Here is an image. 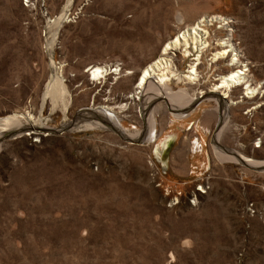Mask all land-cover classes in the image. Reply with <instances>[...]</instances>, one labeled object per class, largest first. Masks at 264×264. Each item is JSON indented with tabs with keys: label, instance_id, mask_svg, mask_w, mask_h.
<instances>
[{
	"label": "rangeland",
	"instance_id": "rangeland-1",
	"mask_svg": "<svg viewBox=\"0 0 264 264\" xmlns=\"http://www.w3.org/2000/svg\"><path fill=\"white\" fill-rule=\"evenodd\" d=\"M218 15L250 73L264 82V0H0V120L29 111L51 129L3 142L0 264H264V167L218 160L213 144L223 119L214 103L199 100L174 119L186 106L167 95V84L151 83L161 97L142 116V101L128 97L168 40ZM207 26L201 84L169 81L172 89L207 90L230 70L227 60L211 59L229 30L217 20ZM150 29L152 41L140 47ZM169 54L180 71L192 62L180 51ZM93 64L120 71L95 79ZM57 70L71 95L70 123L92 118L84 110L111 105L128 131L147 132L152 115L156 140H131L103 119L93 128L63 129V111H51L45 96ZM234 90L233 97L241 95ZM262 90L229 107L222 148L264 159ZM172 134L164 172L153 149Z\"/></svg>",
	"mask_w": 264,
	"mask_h": 264
},
{
	"label": "bare ground",
	"instance_id": "bare-ground-1",
	"mask_svg": "<svg viewBox=\"0 0 264 264\" xmlns=\"http://www.w3.org/2000/svg\"><path fill=\"white\" fill-rule=\"evenodd\" d=\"M71 1L72 0H68V3L70 4ZM213 20L222 22L223 26H225L229 32L226 38H219L217 40L219 49L213 52L211 59L214 61V63L219 62L221 59L227 60L230 70L219 74L217 77V83H213L207 90L197 88L196 91L190 93L188 89L189 87H180L177 90L172 89L171 86L168 85L169 81H175V83L183 82L185 84L194 85L201 84L202 80L198 68L201 63L204 51H206L210 46V30L207 25L211 24ZM204 21L206 23H204ZM156 28L157 26L155 28L153 27L154 30ZM229 28L231 27L227 23V19L221 15L214 16L210 19H207V17L203 16L202 20H199L197 23L187 25L183 30L175 34L162 46L160 54L155 59L141 68L134 83V89L128 93V97L133 100L142 101L143 106L139 107L138 109V115L142 116V112H144L145 108L147 111H151V108H153L151 104L157 98L161 97L160 92L156 89L157 87H152L151 83L153 81H157L167 84V95L169 94L172 96L171 99L175 101V104H184L186 106L185 108L179 107L176 109L181 111L174 112V119H180L182 117L185 118V116H188L192 112V110H189V107L199 100L204 99L208 102H213L214 107L211 109L217 112L218 116L222 117L223 119L221 128L216 134L217 137L215 138V144H213L215 155L218 160H231L243 163L250 168L261 169L264 167V159L247 157L245 154H242L236 150H226L222 148L219 143L223 138V134L231 128L229 123V107L232 105H239L243 103L245 99H254L258 94L262 93V88L264 87V82L255 80L253 75L250 73L249 63L247 59L244 60L242 58L243 54H241L240 50L236 47L232 38L231 29ZM140 37V47L142 45H149L153 38V32L150 29V31L143 32L142 36ZM171 51H180L184 54L183 57L192 60L185 72L178 69L176 64L177 62L175 63L173 56L169 54ZM88 71L93 78L99 79L105 78L108 73L119 74L120 70L117 65L108 66L106 64H93L88 68ZM55 73L56 74L50 79L46 86L45 96L49 97L51 100V111H54L56 108H60L63 111V129L72 130L83 127H86V129L93 128L95 126L102 125L98 119H103L106 126H109L111 129H114L122 135H125V137L128 136L131 140H138L141 142H154L156 140L157 133L155 132V120L153 119L152 115L149 116V129L147 128V132L137 129L128 131L120 123L118 116L113 111L114 107L111 105H98L89 108V110H84V112L91 115L92 118H89L86 122L78 120L77 122L73 121L70 123V119H68L66 112L69 108L71 95L62 79V75H59L61 72L58 74L57 70ZM128 73L133 74L134 71H129ZM234 89L241 90V95H237L238 97L236 96V98L233 97ZM126 107L127 102L119 105V108L121 109H125ZM253 108L254 107H252V109ZM42 128L51 130L50 126L48 125V120L42 118L41 115L36 117L29 111L26 113H12L11 115L0 120V150L4 141L19 137L21 136V133L24 134L26 131L35 132L36 130H41ZM7 133L11 136V138L4 139L6 138L5 136ZM175 138L176 136L174 134L168 135L158 142L154 147V153L164 164V168L168 158L169 148L172 146ZM185 141L187 143L188 152H191L190 146L192 145V141L188 138H186ZM194 145L200 150L203 144H201L199 139H197ZM220 151L231 156H225ZM202 187L203 186H199L198 190H202Z\"/></svg>",
	"mask_w": 264,
	"mask_h": 264
},
{
	"label": "flooded vegetation",
	"instance_id": "flooded-vegetation-1",
	"mask_svg": "<svg viewBox=\"0 0 264 264\" xmlns=\"http://www.w3.org/2000/svg\"><path fill=\"white\" fill-rule=\"evenodd\" d=\"M193 125V124H192ZM191 125V126H192ZM198 148V147H197ZM153 151H154V149H153ZM200 151H203V145H202V148L200 149ZM170 153V152H169ZM156 156V155H155ZM169 157H170V154L168 155V158H167V161H166V165H165V168H164V166H163V163L159 160V158H157V160L162 164V169H163V171L165 172V170H166V168H167V165H168V160H169ZM162 171V172H163Z\"/></svg>",
	"mask_w": 264,
	"mask_h": 264
},
{
	"label": "water",
	"instance_id": "water-1",
	"mask_svg": "<svg viewBox=\"0 0 264 264\" xmlns=\"http://www.w3.org/2000/svg\"><path fill=\"white\" fill-rule=\"evenodd\" d=\"M21 135H22V133H21ZM5 137H6V138H4V139L11 138V136H10L8 133L6 134V136H5ZM14 137H15V136H14ZM170 148H171V147H170ZM170 148H169V149H170Z\"/></svg>",
	"mask_w": 264,
	"mask_h": 264
}]
</instances>
